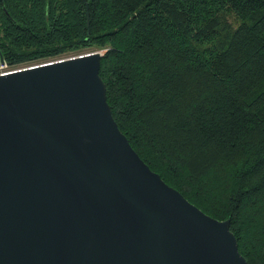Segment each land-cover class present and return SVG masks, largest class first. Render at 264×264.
Segmentation results:
<instances>
[{
  "label": "trees",
  "instance_id": "trees-1",
  "mask_svg": "<svg viewBox=\"0 0 264 264\" xmlns=\"http://www.w3.org/2000/svg\"><path fill=\"white\" fill-rule=\"evenodd\" d=\"M94 51L139 156L264 264V0H0V68Z\"/></svg>",
  "mask_w": 264,
  "mask_h": 264
},
{
  "label": "water",
  "instance_id": "water-1",
  "mask_svg": "<svg viewBox=\"0 0 264 264\" xmlns=\"http://www.w3.org/2000/svg\"><path fill=\"white\" fill-rule=\"evenodd\" d=\"M86 52L0 72V264H249L139 156Z\"/></svg>",
  "mask_w": 264,
  "mask_h": 264
},
{
  "label": "rangeland",
  "instance_id": "rangeland-1",
  "mask_svg": "<svg viewBox=\"0 0 264 264\" xmlns=\"http://www.w3.org/2000/svg\"><path fill=\"white\" fill-rule=\"evenodd\" d=\"M7 70H10V69L9 68H6V66H3V68L2 67L0 68V72H5Z\"/></svg>",
  "mask_w": 264,
  "mask_h": 264
},
{
  "label": "bare ground",
  "instance_id": "bare-ground-1",
  "mask_svg": "<svg viewBox=\"0 0 264 264\" xmlns=\"http://www.w3.org/2000/svg\"><path fill=\"white\" fill-rule=\"evenodd\" d=\"M8 71V70H7ZM6 72V71H5Z\"/></svg>",
  "mask_w": 264,
  "mask_h": 264
}]
</instances>
